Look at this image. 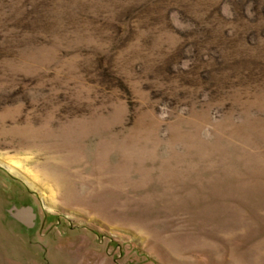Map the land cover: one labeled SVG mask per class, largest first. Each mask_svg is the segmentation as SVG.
Returning <instances> with one entry per match:
<instances>
[{"label":"rangeland","instance_id":"374dc122","mask_svg":"<svg viewBox=\"0 0 264 264\" xmlns=\"http://www.w3.org/2000/svg\"><path fill=\"white\" fill-rule=\"evenodd\" d=\"M0 264H264V0H0Z\"/></svg>","mask_w":264,"mask_h":264},{"label":"bare ground","instance_id":"6f19581e","mask_svg":"<svg viewBox=\"0 0 264 264\" xmlns=\"http://www.w3.org/2000/svg\"><path fill=\"white\" fill-rule=\"evenodd\" d=\"M8 164V163H7ZM12 168V166H10Z\"/></svg>","mask_w":264,"mask_h":264}]
</instances>
